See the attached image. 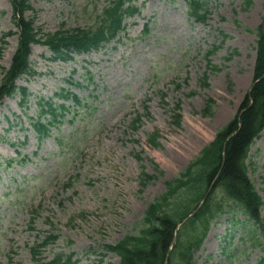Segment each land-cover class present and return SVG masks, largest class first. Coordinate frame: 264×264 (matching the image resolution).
Returning <instances> with one entry per match:
<instances>
[{"label":"rangeland","instance_id":"rangeland-1","mask_svg":"<svg viewBox=\"0 0 264 264\" xmlns=\"http://www.w3.org/2000/svg\"><path fill=\"white\" fill-rule=\"evenodd\" d=\"M203 1L208 13L198 22L184 0H136L139 15L125 21L120 43L73 62H54L45 46L32 48L36 74L18 82L31 94L27 107L19 106V96L0 105V264H35L32 249L49 236L58 240L41 250L45 262L65 255L79 264H119L107 247L138 234L137 225L167 182L238 114L253 85L264 0ZM28 4L33 11L26 18L48 35L95 27L108 1ZM8 33H17L12 6L0 0V47ZM17 47L18 36L7 39L1 69L10 68ZM87 72L91 84L83 82ZM63 89L90 109L39 141L29 123L38 114L37 101H56ZM249 164L264 200V131ZM146 176L153 179L146 182ZM244 220L237 211L216 220L192 264H258L264 252L240 241Z\"/></svg>","mask_w":264,"mask_h":264},{"label":"trees","instance_id":"trees-1","mask_svg":"<svg viewBox=\"0 0 264 264\" xmlns=\"http://www.w3.org/2000/svg\"><path fill=\"white\" fill-rule=\"evenodd\" d=\"M107 1L95 27L43 35L41 30L35 29V19L26 18L27 12L33 11L28 0H10L14 27L18 31V47L10 68L2 69L4 79L0 88V103L5 98L20 95V107H27L30 93L27 88L18 87L17 81L36 74L30 65L33 46H45L52 53L53 61L68 63L74 60V55L99 52L114 43L126 30L125 21L139 15V10L134 6L136 0ZM184 1L192 18L198 22L206 20V2ZM147 32L146 29L144 34ZM12 36L13 33L4 36L0 55L7 39ZM256 36L253 86L238 114L217 131L213 142L186 170L167 182L166 192L150 204L137 225L140 228L138 234L127 235L115 246L107 247V250L119 256L120 264H174V261L192 264L193 256L201 249L212 224L235 211L245 218L240 228V241L264 252V201L250 178L249 164L251 148L264 131V22L256 29ZM218 49L215 47L208 56ZM86 75L89 79H83V82L93 83L91 74L87 72ZM76 85L83 87L82 83ZM55 98L56 101L40 98L37 101V117L30 119L32 131L39 141L52 137V130L71 115L76 118L74 114L77 112L85 107L90 109L84 100L64 89L56 93ZM212 105L213 101L207 103L206 112L210 113ZM139 123L140 119L134 123V127ZM157 138L153 137L151 142L156 144ZM144 178L146 182L153 179L149 176ZM213 184V190L202 208L177 233L178 225L195 213ZM57 239L50 236L34 248L36 264H79L73 256L60 255L50 263L39 258L40 249L47 248ZM258 264H264V257Z\"/></svg>","mask_w":264,"mask_h":264},{"label":"water","instance_id":"water-1","mask_svg":"<svg viewBox=\"0 0 264 264\" xmlns=\"http://www.w3.org/2000/svg\"><path fill=\"white\" fill-rule=\"evenodd\" d=\"M211 190H212V187H211V189L209 190V192H208L207 196L210 194ZM207 196H206V198H207Z\"/></svg>","mask_w":264,"mask_h":264}]
</instances>
